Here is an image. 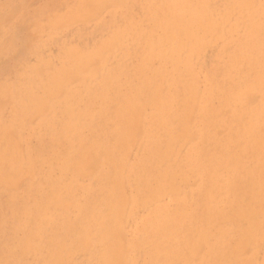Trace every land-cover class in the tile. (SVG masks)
Here are the masks:
<instances>
[{
  "label": "rangeland",
  "instance_id": "obj_1",
  "mask_svg": "<svg viewBox=\"0 0 264 264\" xmlns=\"http://www.w3.org/2000/svg\"><path fill=\"white\" fill-rule=\"evenodd\" d=\"M0 264H264V0H0Z\"/></svg>",
  "mask_w": 264,
  "mask_h": 264
},
{
  "label": "bare ground",
  "instance_id": "obj_2",
  "mask_svg": "<svg viewBox=\"0 0 264 264\" xmlns=\"http://www.w3.org/2000/svg\"><path fill=\"white\" fill-rule=\"evenodd\" d=\"M204 49V48H203ZM255 100V99H254ZM191 105V104H190ZM194 108V107H193ZM191 110V109H190ZM209 117V116H208ZM192 140V139H191ZM188 141H189V139H188ZM262 144V143H261ZM260 149V148H259ZM94 160V159H93ZM94 162V161H93ZM90 163V162H89ZM251 216V215H250ZM245 220V219H244ZM217 223V222H216ZM195 247V246H194ZM197 247V246H196ZM201 247V246H200ZM190 248V247H189ZM193 248V247H192ZM247 249V247H244V249ZM239 250V249H238ZM243 250V249H242ZM199 251V250H198ZM243 252V251H242ZM240 254H242V253H240ZM197 257V256H196Z\"/></svg>",
  "mask_w": 264,
  "mask_h": 264
}]
</instances>
